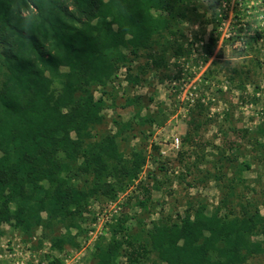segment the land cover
Returning a JSON list of instances; mask_svg holds the SVG:
<instances>
[{
  "label": "trees",
  "instance_id": "trees-1",
  "mask_svg": "<svg viewBox=\"0 0 264 264\" xmlns=\"http://www.w3.org/2000/svg\"><path fill=\"white\" fill-rule=\"evenodd\" d=\"M182 3L0 0V226L27 239L39 230V246L47 241L51 251L75 248L72 231L89 200L113 198L138 178L144 153L125 157L118 145L130 125L114 121L113 134L94 131L105 122L103 99L116 98L109 84L120 68L127 66L123 79L138 84L128 65L141 51L155 68L165 66L163 53L151 51L172 46L165 33L174 35L169 29ZM219 211L189 206L183 218L148 230L138 220L141 239L128 236L124 215L110 226L109 239L95 244L92 264H119L118 257L124 264H245L264 254L257 209L240 217Z\"/></svg>",
  "mask_w": 264,
  "mask_h": 264
},
{
  "label": "rangeland",
  "instance_id": "rangeland-1",
  "mask_svg": "<svg viewBox=\"0 0 264 264\" xmlns=\"http://www.w3.org/2000/svg\"><path fill=\"white\" fill-rule=\"evenodd\" d=\"M177 11L169 29L174 35L165 33L172 46L151 51L163 53L165 66L155 68L141 51L128 65L138 84L123 79L127 66L120 68L109 84L116 98L103 99L105 122L94 131L113 134L114 121L130 125L118 145L125 157L144 153L138 178L113 198L89 200L72 231L75 248L51 251L47 241L39 246V230L27 239L1 225L0 264H92L95 244L108 240L110 226L124 215L132 239L142 237L138 220L148 230L201 204L207 213L218 208L229 217L257 209L264 220V0H183ZM192 86L207 105L198 108L197 99L191 104L182 98ZM100 95L98 88L94 97ZM132 98L138 100L127 107ZM174 138L178 150L170 147ZM245 264H264V254Z\"/></svg>",
  "mask_w": 264,
  "mask_h": 264
},
{
  "label": "built area",
  "instance_id": "built-area-1",
  "mask_svg": "<svg viewBox=\"0 0 264 264\" xmlns=\"http://www.w3.org/2000/svg\"><path fill=\"white\" fill-rule=\"evenodd\" d=\"M182 98L185 99V101H189L191 104H194L195 99H197V101H199L200 103H204V98L202 97H198L197 96V92L194 86H192L191 88H188L186 90L185 93H183ZM204 105H207L206 103H204ZM170 147H172L173 149L178 150L179 148V140L178 138H174L172 142H170Z\"/></svg>",
  "mask_w": 264,
  "mask_h": 264
}]
</instances>
